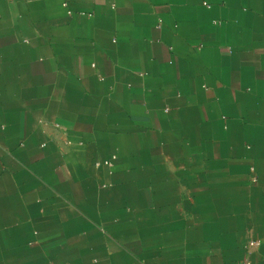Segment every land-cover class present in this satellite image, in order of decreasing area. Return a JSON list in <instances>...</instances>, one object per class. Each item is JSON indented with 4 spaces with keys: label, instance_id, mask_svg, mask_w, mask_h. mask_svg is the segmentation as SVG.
Instances as JSON below:
<instances>
[{
    "label": "crops",
    "instance_id": "0c3cea01",
    "mask_svg": "<svg viewBox=\"0 0 264 264\" xmlns=\"http://www.w3.org/2000/svg\"><path fill=\"white\" fill-rule=\"evenodd\" d=\"M264 264V0H0V264Z\"/></svg>",
    "mask_w": 264,
    "mask_h": 264
},
{
    "label": "built area",
    "instance_id": "2783aa9c",
    "mask_svg": "<svg viewBox=\"0 0 264 264\" xmlns=\"http://www.w3.org/2000/svg\"><path fill=\"white\" fill-rule=\"evenodd\" d=\"M242 264H248V262L245 261V262H243Z\"/></svg>",
    "mask_w": 264,
    "mask_h": 264
}]
</instances>
